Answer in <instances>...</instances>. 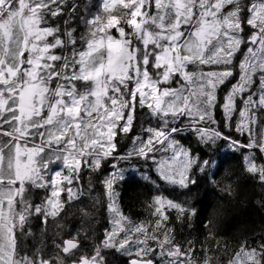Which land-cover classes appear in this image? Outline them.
<instances>
[{
  "label": "snow or ice",
  "instance_id": "obj_1",
  "mask_svg": "<svg viewBox=\"0 0 264 264\" xmlns=\"http://www.w3.org/2000/svg\"><path fill=\"white\" fill-rule=\"evenodd\" d=\"M83 7L81 0H0V264H65V257L110 264L106 250L128 257L125 264H216L211 250L200 258L191 242L185 248L169 234V213L188 220L195 206L161 191L150 205L152 225L129 220L116 190L125 170L115 164L102 181L112 227L91 252L73 236L56 243L63 256L37 258L23 240L33 216L57 217L65 194L69 201L84 194V168L98 171L110 158L152 161L157 179L144 180L191 192L197 173L208 179L216 162L181 143L186 129L209 147L225 140L264 154V0H89ZM77 19L83 33L71 26ZM218 106L229 127L238 114L236 131L247 144L207 127L217 123ZM138 112L147 124L136 133ZM118 136L131 140L126 154H118ZM244 159L264 184V164L254 152ZM32 189L46 190L40 204ZM220 264H264V236Z\"/></svg>",
  "mask_w": 264,
  "mask_h": 264
},
{
  "label": "trees",
  "instance_id": "obj_2",
  "mask_svg": "<svg viewBox=\"0 0 264 264\" xmlns=\"http://www.w3.org/2000/svg\"><path fill=\"white\" fill-rule=\"evenodd\" d=\"M85 4L87 0H81V13ZM61 24L63 25V21ZM71 26L77 27L81 33L84 31L79 19L71 22ZM232 83H235V80ZM230 87L231 84L227 88L222 86L219 99L220 93H226ZM237 107L238 109L242 107L239 99ZM237 116L238 114L233 115L229 127L222 108L218 106L215 112L217 123H209L207 127L219 130L224 136H230L240 144H247V134L242 135L234 129L239 120ZM155 122L152 120L153 125ZM141 124H147L145 112L137 114L136 133L141 131ZM182 133L186 135L181 139L184 146L190 147L202 159L209 160L210 164L215 159H220L213 172L211 168L207 171L208 179H205V173H197L200 182L191 192L179 188L173 190L162 181H157L161 185V188L157 189L152 183L144 180L143 174L157 179L152 161L145 163L142 159L128 161L110 158L98 171L84 168L79 180V187L83 189L84 194L79 199L70 201L65 194L62 197L65 200L63 210L57 217L50 218L44 225L40 216L30 219V234L24 237V248L37 258L55 257L57 253L61 255L55 246L56 243L75 236L83 248L91 252L93 246L103 238L108 227L109 201L102 181L115 170L113 164L125 170L126 178L116 185V190L119 192V207L129 220L152 225L155 217L152 215L150 205L153 198L162 191L164 196L176 202H187L189 206L196 207V215L188 220L178 219L174 211L170 212L167 228L171 230L169 234L174 237L175 242L181 246L186 248L191 242L198 249V257L202 258L206 251L211 250L215 253L216 264H220L222 257L226 260L233 249L245 241L249 244L258 243L264 236V184L247 172L244 157L254 152L259 165L264 164V154L255 149L229 148L230 141L225 140H218L215 145L209 147L199 143L197 137L187 129ZM117 140L118 154H126L132 147L131 140L120 136ZM73 187L77 185L74 184ZM45 195L47 193L44 189H32V202L40 204ZM106 254L110 264H125L129 259L112 250H106ZM72 259L73 257H65V264L70 263Z\"/></svg>",
  "mask_w": 264,
  "mask_h": 264
},
{
  "label": "rangeland",
  "instance_id": "obj_3",
  "mask_svg": "<svg viewBox=\"0 0 264 264\" xmlns=\"http://www.w3.org/2000/svg\"><path fill=\"white\" fill-rule=\"evenodd\" d=\"M99 2V0H91V3L94 5V4H96V3H98ZM89 3V0H87V4ZM223 94V95H222ZM220 95H222L221 96V103H222V101H223V98H224V96L226 95V93L225 92H221L220 93ZM242 107H243V105H242ZM242 107H240V108H242ZM262 118H264V117H262ZM237 119H239V116H237ZM156 123V122H155ZM234 129H235V131H236V126L234 127ZM238 132V131H237ZM240 133V132H239ZM180 136L181 137H186V135H185V133H180ZM179 138V137H178ZM181 143H182V141H181ZM183 144V143H182ZM216 163H215V166L218 164V162H220V159H215L214 160ZM53 167H55V166H53ZM214 168L215 167H211V172H213V170H214ZM211 172H210V174H211ZM168 186V185H167ZM180 189V188H179ZM109 214H110V212H109ZM110 216H111V214H110ZM43 218V217H42ZM49 218H51V217H49ZM111 227H112V225H111ZM110 227V228H111Z\"/></svg>",
  "mask_w": 264,
  "mask_h": 264
},
{
  "label": "bare ground",
  "instance_id": "obj_4",
  "mask_svg": "<svg viewBox=\"0 0 264 264\" xmlns=\"http://www.w3.org/2000/svg\"><path fill=\"white\" fill-rule=\"evenodd\" d=\"M48 234H49V232H48ZM47 238H48V236H47ZM49 241V240H48ZM57 242V241H56ZM44 244H46V243H44ZM47 245H48V243H47ZM51 246V245H50ZM45 247V246H44ZM42 249V248H41ZM45 250V249H44ZM43 251V250H42Z\"/></svg>",
  "mask_w": 264,
  "mask_h": 264
},
{
  "label": "flooded vegetation",
  "instance_id": "obj_5",
  "mask_svg": "<svg viewBox=\"0 0 264 264\" xmlns=\"http://www.w3.org/2000/svg\"><path fill=\"white\" fill-rule=\"evenodd\" d=\"M42 221H43V219H42Z\"/></svg>",
  "mask_w": 264,
  "mask_h": 264
},
{
  "label": "water",
  "instance_id": "obj_6",
  "mask_svg": "<svg viewBox=\"0 0 264 264\" xmlns=\"http://www.w3.org/2000/svg\"><path fill=\"white\" fill-rule=\"evenodd\" d=\"M63 254V253H62Z\"/></svg>",
  "mask_w": 264,
  "mask_h": 264
}]
</instances>
